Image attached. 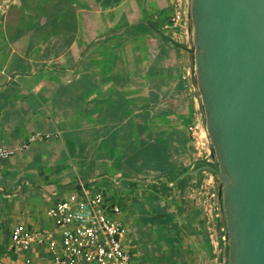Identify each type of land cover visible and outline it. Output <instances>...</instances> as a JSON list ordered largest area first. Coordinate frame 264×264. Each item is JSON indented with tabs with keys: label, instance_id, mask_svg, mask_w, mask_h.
Segmentation results:
<instances>
[{
	"label": "crops",
	"instance_id": "crops-1",
	"mask_svg": "<svg viewBox=\"0 0 264 264\" xmlns=\"http://www.w3.org/2000/svg\"><path fill=\"white\" fill-rule=\"evenodd\" d=\"M170 0H0V261L15 224L78 182L120 207L132 264H225L220 182L194 80L191 24ZM220 208V210L218 209ZM38 258L49 264L45 249Z\"/></svg>",
	"mask_w": 264,
	"mask_h": 264
},
{
	"label": "water",
	"instance_id": "water-1",
	"mask_svg": "<svg viewBox=\"0 0 264 264\" xmlns=\"http://www.w3.org/2000/svg\"><path fill=\"white\" fill-rule=\"evenodd\" d=\"M194 80L227 264H264V0H190Z\"/></svg>",
	"mask_w": 264,
	"mask_h": 264
},
{
	"label": "built area",
	"instance_id": "built-area-1",
	"mask_svg": "<svg viewBox=\"0 0 264 264\" xmlns=\"http://www.w3.org/2000/svg\"><path fill=\"white\" fill-rule=\"evenodd\" d=\"M189 10L190 0H170L168 22L173 35L191 24ZM188 131L194 140L200 132L206 134L204 120L191 123ZM13 154L14 149L0 146V160ZM119 212V205L107 191L78 182L77 189L48 207L51 228L15 224L4 254L20 255L21 264H43L36 254L41 248L45 249L49 264H132L122 243L124 227L117 218ZM219 226L225 232L222 239L226 240L225 226L222 222Z\"/></svg>",
	"mask_w": 264,
	"mask_h": 264
},
{
	"label": "rangeland",
	"instance_id": "rangeland-1",
	"mask_svg": "<svg viewBox=\"0 0 264 264\" xmlns=\"http://www.w3.org/2000/svg\"><path fill=\"white\" fill-rule=\"evenodd\" d=\"M213 156V155H212ZM211 162H215V159L213 157ZM225 249H226V253H225V264H227V245H226V240H225Z\"/></svg>",
	"mask_w": 264,
	"mask_h": 264
}]
</instances>
